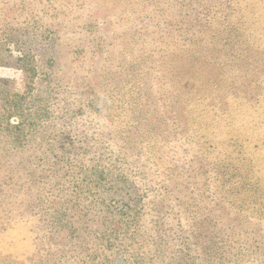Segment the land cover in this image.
I'll return each instance as SVG.
<instances>
[{
    "label": "rangeland",
    "instance_id": "374dc122",
    "mask_svg": "<svg viewBox=\"0 0 264 264\" xmlns=\"http://www.w3.org/2000/svg\"><path fill=\"white\" fill-rule=\"evenodd\" d=\"M0 264H264V0H0Z\"/></svg>",
    "mask_w": 264,
    "mask_h": 264
},
{
    "label": "trees",
    "instance_id": "16d2710c",
    "mask_svg": "<svg viewBox=\"0 0 264 264\" xmlns=\"http://www.w3.org/2000/svg\"><path fill=\"white\" fill-rule=\"evenodd\" d=\"M199 225V224H198ZM195 237V239H197V244L198 245H200V246H202L200 243H199V240H201L202 242H205V243H207V242H211L212 243V241H213V243L215 242V240H216V236L214 237V238H212V240L210 239V238H208V233H205V234H202V235H200V236H194ZM166 238V237H165ZM167 240H168V238H166ZM203 247V246H202ZM201 255H203L202 254V252H201Z\"/></svg>",
    "mask_w": 264,
    "mask_h": 264
}]
</instances>
